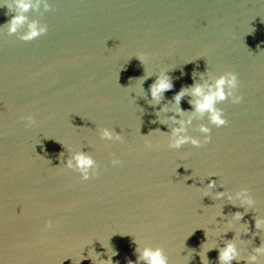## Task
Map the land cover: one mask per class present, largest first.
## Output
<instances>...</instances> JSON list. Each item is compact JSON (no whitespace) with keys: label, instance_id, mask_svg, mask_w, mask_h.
I'll return each mask as SVG.
<instances>
[{"label":"water","instance_id":"95a60500","mask_svg":"<svg viewBox=\"0 0 264 264\" xmlns=\"http://www.w3.org/2000/svg\"><path fill=\"white\" fill-rule=\"evenodd\" d=\"M51 2L25 13L43 35H0V264H94L112 252L110 264H143V247L168 264H218L227 242L230 264H245L264 244L253 227L264 218V0ZM10 15L0 6V24ZM162 71L172 87L152 102ZM225 71L241 96L216 103L226 124L193 115L184 134L199 137L205 124L208 141L167 147L177 126L167 117L193 111V97L173 96ZM100 128L121 141L102 140ZM72 151L93 158L94 177L63 167ZM240 188L251 206L215 196Z\"/></svg>","mask_w":264,"mask_h":264},{"label":"clouds","instance_id":"9594fccd","mask_svg":"<svg viewBox=\"0 0 264 264\" xmlns=\"http://www.w3.org/2000/svg\"><path fill=\"white\" fill-rule=\"evenodd\" d=\"M0 6H3L7 13H11L8 20L4 24H0V35H12L17 34V39L21 41H29L37 36L43 35L46 32V26L38 20H28L25 13L29 9L35 11L38 7L44 11H49L52 7L51 0H0ZM23 26V32L18 33V29ZM138 60L143 63V57L136 56ZM238 81L235 73L231 71L222 72L219 75L209 76L208 82L193 84L190 88H181L174 96L173 101L178 105L180 98L189 94L193 99L190 101L193 105V111L184 120H177L175 117L169 115L168 121L177 125L171 127L170 133L167 137V147L176 149L183 144H189L193 147H197L208 141L209 127L205 124H201L197 127L196 131L200 134L199 137L185 135L184 125L188 124L193 115L199 117L201 115L207 116V124L215 127H220L226 124V120L222 114L221 109L215 105L219 101H224L226 98L232 104H238L241 101V96L236 93ZM172 87L169 77L166 72H160L153 82L148 87V95L152 102H156L160 99L163 92ZM176 112L179 113V107L176 108ZM22 119L25 121L26 126L32 123L31 116H24ZM163 123V121H161ZM99 137L104 141L120 142L121 137L118 134L113 133L107 128H100L98 132ZM147 146V142H146ZM109 163L113 166L118 165L117 159H111ZM64 168L76 172L81 181H86L90 177L96 175V163L90 155L82 153L80 151H72L70 155L65 159ZM214 187L212 180H209L205 185L207 193L208 190ZM221 195H225L227 199L232 200L234 203H238L240 206H251L254 201L248 194L246 188H240L232 195H227L224 192L215 193L216 198ZM241 212H234L231 221L238 220L241 216ZM45 227H48V221H45ZM253 227L257 230L264 232V218L257 217L253 221ZM246 232V227L243 228ZM211 247V246H208ZM111 255H115L114 252L109 254V257L105 260L95 261L94 264H110ZM236 249L232 242H227L222 248L218 250L217 260L218 264H230L234 258H236ZM264 256V244H260L252 249L251 253L245 258V264H256L258 257ZM87 257L79 256L77 261L85 259ZM203 260V255L201 254ZM138 261H143V264H168L167 258L162 253L161 249L143 247L139 250L137 256ZM132 264V262H129Z\"/></svg>","mask_w":264,"mask_h":264}]
</instances>
